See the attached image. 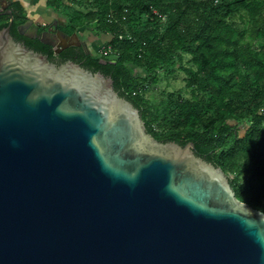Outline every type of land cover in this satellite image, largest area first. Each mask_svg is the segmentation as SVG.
Masks as SVG:
<instances>
[{
	"label": "water",
	"instance_id": "95a60500",
	"mask_svg": "<svg viewBox=\"0 0 264 264\" xmlns=\"http://www.w3.org/2000/svg\"><path fill=\"white\" fill-rule=\"evenodd\" d=\"M10 24L0 28V264H264V211L236 197L220 166L192 140L153 137L111 76L51 61ZM71 36L41 41L58 52Z\"/></svg>",
	"mask_w": 264,
	"mask_h": 264
},
{
	"label": "trees",
	"instance_id": "16d2710c",
	"mask_svg": "<svg viewBox=\"0 0 264 264\" xmlns=\"http://www.w3.org/2000/svg\"><path fill=\"white\" fill-rule=\"evenodd\" d=\"M14 4L24 20L23 5ZM46 6L62 17L63 32L83 39L90 28L108 37L111 52L69 45L56 53L38 39L36 49L111 76L119 95L139 108L147 132L180 144L192 140L196 154L227 174L237 198L264 211V0H46ZM177 72L186 74L183 86L168 89Z\"/></svg>",
	"mask_w": 264,
	"mask_h": 264
},
{
	"label": "flooded vegetation",
	"instance_id": "af4514ba",
	"mask_svg": "<svg viewBox=\"0 0 264 264\" xmlns=\"http://www.w3.org/2000/svg\"><path fill=\"white\" fill-rule=\"evenodd\" d=\"M15 1H18V0H0V28L6 26L10 22L11 24H10L9 32L16 42L22 43L28 48H32L38 52L46 54L47 57L51 61H54L56 63H61V62H64L70 59V58H67V59L61 60L58 57L50 58L46 52L38 50L34 46L36 43L35 41L38 39L42 43V47L44 49L45 48L47 49L48 47V48H51L55 52L54 50L55 46L51 45L50 42H47V43L42 42L41 38L44 37L47 40H51V41H55L59 43L61 41L59 36L67 35L59 27L60 22H56L54 20H51V21L37 20L36 17L34 18L28 15L29 14L28 10L24 5L23 7L25 9L26 18L24 20H21V12L18 9V7L14 4ZM43 31H45L44 35L42 33ZM69 35L76 36L77 33H73ZM74 36L69 37L68 41H75V42L72 44H68L65 47H62L60 51L68 47L69 45H78V46L86 47L84 40H82L80 37L79 39H74ZM76 41L79 43H77ZM60 51L56 53H59ZM75 56L77 57L78 55L76 54Z\"/></svg>",
	"mask_w": 264,
	"mask_h": 264
},
{
	"label": "rangeland",
	"instance_id": "374dc122",
	"mask_svg": "<svg viewBox=\"0 0 264 264\" xmlns=\"http://www.w3.org/2000/svg\"><path fill=\"white\" fill-rule=\"evenodd\" d=\"M41 2L42 0H32L28 5H26L29 13L28 15L35 18L37 15H41L42 13H44L45 10L43 9H45V7L39 5V3ZM86 31L88 32V34L85 37L83 36L84 38L82 39L84 40L86 47L88 49H92V48L95 49V47H97L100 50L104 45V41L107 40L108 37H105L103 34L102 35L96 34V31H93L90 28H87ZM185 59L188 60L189 56L186 55ZM185 77L186 74L184 72H177L174 79L172 76H170L168 79L171 82L172 86H169L168 89H171V87H175V88L182 87L184 84ZM163 84L165 83L163 82Z\"/></svg>",
	"mask_w": 264,
	"mask_h": 264
},
{
	"label": "crops",
	"instance_id": "0c3cea01",
	"mask_svg": "<svg viewBox=\"0 0 264 264\" xmlns=\"http://www.w3.org/2000/svg\"><path fill=\"white\" fill-rule=\"evenodd\" d=\"M18 1H20L22 3V5H24L26 7V5H28L32 0H18ZM39 5L45 7V9H43V10H45V12L42 13L41 15H37L36 16L37 20H40V21H51V20H54L56 22H61L62 21V17L60 15H58L56 12H54L53 9L50 6H46V0H42V2L39 3ZM56 14H57V17H56ZM54 17H56V18H54ZM76 37H77V39H79L80 36L77 34Z\"/></svg>",
	"mask_w": 264,
	"mask_h": 264
},
{
	"label": "built area",
	"instance_id": "2783aa9c",
	"mask_svg": "<svg viewBox=\"0 0 264 264\" xmlns=\"http://www.w3.org/2000/svg\"><path fill=\"white\" fill-rule=\"evenodd\" d=\"M111 52V45H103V47L100 49V53L103 55L109 54Z\"/></svg>",
	"mask_w": 264,
	"mask_h": 264
}]
</instances>
